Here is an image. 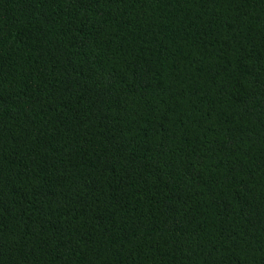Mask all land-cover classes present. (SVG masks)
Here are the masks:
<instances>
[{
  "label": "trees",
  "instance_id": "obj_1",
  "mask_svg": "<svg viewBox=\"0 0 264 264\" xmlns=\"http://www.w3.org/2000/svg\"><path fill=\"white\" fill-rule=\"evenodd\" d=\"M0 264H264V0H0Z\"/></svg>",
  "mask_w": 264,
  "mask_h": 264
}]
</instances>
